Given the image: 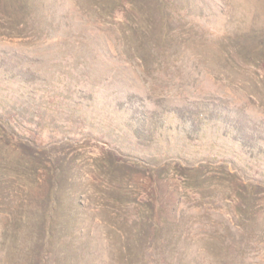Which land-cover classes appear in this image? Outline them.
Wrapping results in <instances>:
<instances>
[{
	"label": "rangeland",
	"instance_id": "rangeland-1",
	"mask_svg": "<svg viewBox=\"0 0 264 264\" xmlns=\"http://www.w3.org/2000/svg\"><path fill=\"white\" fill-rule=\"evenodd\" d=\"M0 264H264V0H0Z\"/></svg>",
	"mask_w": 264,
	"mask_h": 264
}]
</instances>
